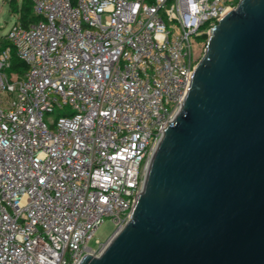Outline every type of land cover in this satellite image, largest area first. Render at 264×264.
Masks as SVG:
<instances>
[{
	"label": "built area",
	"instance_id": "obj_1",
	"mask_svg": "<svg viewBox=\"0 0 264 264\" xmlns=\"http://www.w3.org/2000/svg\"><path fill=\"white\" fill-rule=\"evenodd\" d=\"M239 1L32 0L40 19L18 15L0 47V264L105 250L183 108L203 36ZM13 48L24 73L9 71ZM107 218L113 232L91 247Z\"/></svg>",
	"mask_w": 264,
	"mask_h": 264
},
{
	"label": "water",
	"instance_id": "obj_2",
	"mask_svg": "<svg viewBox=\"0 0 264 264\" xmlns=\"http://www.w3.org/2000/svg\"><path fill=\"white\" fill-rule=\"evenodd\" d=\"M81 264H264V0L213 27L130 221Z\"/></svg>",
	"mask_w": 264,
	"mask_h": 264
},
{
	"label": "rangeland",
	"instance_id": "obj_3",
	"mask_svg": "<svg viewBox=\"0 0 264 264\" xmlns=\"http://www.w3.org/2000/svg\"><path fill=\"white\" fill-rule=\"evenodd\" d=\"M21 4L22 0H18ZM11 0H0V39L6 37L11 27L17 22L18 14L13 13L11 9ZM59 116L58 112L51 115H46V120L55 119ZM114 225L113 222L107 218L105 223L98 229L95 237L90 242V246L97 248L99 246L98 240L105 241L113 232Z\"/></svg>",
	"mask_w": 264,
	"mask_h": 264
},
{
	"label": "trees",
	"instance_id": "obj_4",
	"mask_svg": "<svg viewBox=\"0 0 264 264\" xmlns=\"http://www.w3.org/2000/svg\"><path fill=\"white\" fill-rule=\"evenodd\" d=\"M11 7L12 12L19 15L20 20L25 26H28L30 23H35L40 19V17L34 12L32 0H22L21 4L18 0H11ZM203 38L207 39L208 35L205 34ZM7 46H12V44L5 37L0 41V47L3 48ZM27 68V64L17 56L16 51L13 48L12 61L9 71H19L20 73H24Z\"/></svg>",
	"mask_w": 264,
	"mask_h": 264
}]
</instances>
